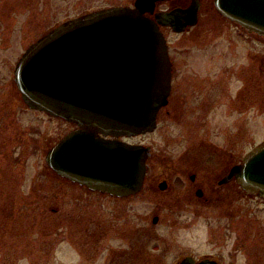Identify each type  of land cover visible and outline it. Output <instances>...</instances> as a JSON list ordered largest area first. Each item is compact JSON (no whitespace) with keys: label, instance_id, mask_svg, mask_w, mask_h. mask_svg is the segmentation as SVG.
Masks as SVG:
<instances>
[{"label":"rangeland","instance_id":"1","mask_svg":"<svg viewBox=\"0 0 264 264\" xmlns=\"http://www.w3.org/2000/svg\"><path fill=\"white\" fill-rule=\"evenodd\" d=\"M135 1L13 0L11 32L0 35V50H3L2 55H9L11 50L15 69L17 60L30 44L69 17L112 6H130ZM207 7L208 4L203 10L201 23L190 32L176 34L165 30L168 40L173 45L190 48L224 44L222 46L243 47L245 50L251 44L244 35L240 36L235 24L215 17V11ZM262 43V40L256 39L252 44L260 49ZM219 50L214 54L217 57L221 55L225 58L228 55ZM231 60L235 61L234 58ZM237 61V77L241 79L237 81V99L240 100L241 97L245 98L248 85L244 73L240 74L244 65ZM2 64L1 61L0 109L3 106L12 107L16 100L14 96H18L16 87H11L14 73L8 69L5 71ZM254 78L251 115L254 122L250 128L248 105H239L235 135L230 136L231 140L227 138L235 152L233 161L264 141L262 74L257 73ZM12 89L14 93H11ZM16 112L19 115L14 118L0 117V264H113L114 261L139 264V261H134V244L121 232L123 227L129 226L127 222L134 221L126 205L62 184L48 167L46 155L61 128L59 121L32 109L25 111L18 108ZM162 119L163 128L157 136L140 137L143 142L154 144L157 152L140 191L143 192L140 196V220L143 226L149 224V227L153 226L150 222L155 212L151 192H162L158 181L168 178L171 192H195L188 176L189 164L183 159V133L170 130L165 114ZM173 135L178 136L177 142L170 145ZM209 135L208 138L224 150L227 140L222 138L223 133L215 130ZM205 144L212 146L208 141ZM228 166L225 160L212 168L200 164L201 178L205 181L214 178L217 183ZM229 191L238 192V206L249 204L256 210L263 204L258 199L242 198V188L233 183L219 192ZM203 206L200 209L204 215L202 217L189 212L186 217L180 218L179 213L173 216L170 210L163 211V221L152 228V236L142 240L135 254L141 252L146 257L148 252L153 253L160 259L158 262L169 264L186 251L188 244L196 246L199 242H209V246L213 247L216 240H213L214 234L209 231V225L211 220L219 217V213ZM241 248L245 249V246ZM142 258L143 264L149 263Z\"/></svg>","mask_w":264,"mask_h":264},{"label":"water","instance_id":"2","mask_svg":"<svg viewBox=\"0 0 264 264\" xmlns=\"http://www.w3.org/2000/svg\"><path fill=\"white\" fill-rule=\"evenodd\" d=\"M158 0H136L135 7L103 8L68 20L33 43L16 65L15 80L31 108L73 121L106 135L134 136L155 129L171 90L172 64L159 23L183 31L197 21L195 4L154 12ZM218 10L264 36V0H216ZM146 6V7H147ZM184 15H191L183 21ZM71 134L47 153V163L86 183L118 195L139 192L150 147L108 142L80 157L75 170ZM234 176L247 192L264 197V142L251 150L220 183ZM167 182L160 184L166 189Z\"/></svg>","mask_w":264,"mask_h":264},{"label":"flooded vegetation","instance_id":"3","mask_svg":"<svg viewBox=\"0 0 264 264\" xmlns=\"http://www.w3.org/2000/svg\"><path fill=\"white\" fill-rule=\"evenodd\" d=\"M215 1L216 0H160L154 6V12L150 11L147 5H144V14L152 19H156V12L158 11H171L178 7L188 9L192 7L193 4L198 6L196 23L194 25H188L182 32L174 31L172 26L159 24L164 34L165 30H171L176 34H184L190 32L201 23L203 10L206 4H208L209 7L207 8L215 11V17H219L229 24H235L236 29L239 30L240 36L244 35L247 42L251 43L245 50L243 47L242 49H237L230 46H222L224 44H218V46L204 44L198 48H194L193 46L190 48L173 45L165 34L172 64L171 90L168 95L167 103L163 105L158 112L157 125L154 130L130 137L126 135H106L102 131L94 132L93 130L85 129L78 123L63 117L53 116L45 111L32 109L44 112L51 118H55L59 121L61 128L56 135L52 147L62 143L70 134L74 136L71 141L70 149L73 152L74 163H76V165L74 164L75 170L77 169L76 166L80 161V157L84 156L89 148H94L96 154L100 155L103 145L110 141L118 143L129 142L150 147L151 155L147 159V177L157 152L154 144L145 143L140 137L145 135L157 136L163 128L162 121L164 119H162V116H164V114L170 130L183 133V159L189 164L187 165L189 169L188 176L193 188H195V192H171L169 189L170 180L168 178H163L158 181L159 188L160 184L165 181L167 182V187L166 189L160 188L162 192H151L153 196L151 202L155 212L152 215V222H150L153 226L150 227L148 226L149 224L146 223H144L146 226H143L140 220V196L143 192L118 195L100 189H94L86 183V174L75 171L71 178L47 164L57 180L62 184L72 185L77 189L85 190L99 196L109 197L126 205V208L130 211L129 215H131V218H134V221L127 222L129 226L123 227L121 232L131 244H134V261H139V264H143L141 262L142 256V259L149 261L147 264H162L158 262L160 259L153 253L148 252L146 257H144L141 252L136 254L135 252L138 251L137 247L141 245L142 240L152 236V228H155L163 221V211L170 210L174 213L173 216L179 213L178 216L180 218L186 217L189 212L195 215L199 214L202 217L204 215L200 209L203 205V208L208 207L219 213V217L215 221L211 220V224L209 225V231L211 230L214 234L213 240H216L214 246H209V242H199L196 246L188 244L186 251L180 256H176L169 264H264V197L247 192L242 188L243 192H240L242 198L245 200L258 199L263 203L261 206L256 207L258 209L255 210V207L249 204H240V206H238V192H219L232 183L235 186L239 185L236 176L231 178L228 182H220L232 171L233 167L241 163L254 148L252 147L248 152L242 155V157L233 161L235 152L232 149L233 145L228 142L227 138L231 140L232 135H235L239 122L237 115V107L239 105H248L247 121L250 128L254 122L253 116H251L254 106L252 101V84L255 79V74L261 73V79L263 80L262 84L264 86V36L249 31L239 23L222 14L216 7ZM130 6H135V2ZM12 9L13 0H0V35L11 32L13 20ZM77 17L78 16L69 17L63 22ZM190 18L191 15H184L182 20L186 21L190 20ZM256 39L262 40L263 42L260 49L252 44ZM218 50L219 52L228 53V55L225 58H222L221 55L217 57L214 54ZM0 52V58L4 59L1 61L5 71L8 69L10 72L14 73V76H11V87L13 89L16 87L18 91V96H14L16 100L13 101L12 107L8 108L3 106V108L0 109V117L14 118V116L17 117L19 115V113H15V110L18 108L25 111H29L31 108L23 98V94L16 83L11 50L9 55L7 53L2 55L3 50H0ZM231 54H233V56H231ZM22 55H20L19 59ZM202 58H204V60H195ZM231 58H234L235 61L231 60ZM237 60L244 65L243 68L241 67L240 74L244 73L248 85L245 98L241 97L240 100L237 99V81L241 80L237 77ZM13 89L11 93H14ZM247 91L249 92V97H247ZM247 100L248 103H246ZM262 101V115L264 119V96ZM215 130H220V132L223 133V137L221 135L219 137L227 140L224 143V150H222L221 145H216L210 140L211 138H208L210 137L209 134H212ZM177 137L178 136L173 135V142L170 145H174L177 142ZM206 141L210 142L212 146L206 145ZM223 160H225L226 164L229 166L224 176L220 178L217 183H215L214 178L208 181L201 178V171H199L200 164L212 168L218 166ZM242 245L245 246V249L241 248ZM195 247H197V249ZM154 261L157 262L154 263ZM119 262L120 261H114L113 264H120Z\"/></svg>","mask_w":264,"mask_h":264}]
</instances>
